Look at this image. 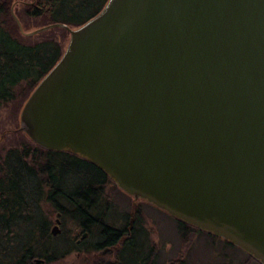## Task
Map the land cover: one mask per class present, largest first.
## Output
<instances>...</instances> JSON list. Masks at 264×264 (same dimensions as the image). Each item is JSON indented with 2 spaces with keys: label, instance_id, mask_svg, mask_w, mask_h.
<instances>
[{
  "label": "water",
  "instance_id": "water-1",
  "mask_svg": "<svg viewBox=\"0 0 264 264\" xmlns=\"http://www.w3.org/2000/svg\"><path fill=\"white\" fill-rule=\"evenodd\" d=\"M54 26L18 130L264 264V0H106L23 33Z\"/></svg>",
  "mask_w": 264,
  "mask_h": 264
},
{
  "label": "trees",
  "instance_id": "trees-1",
  "mask_svg": "<svg viewBox=\"0 0 264 264\" xmlns=\"http://www.w3.org/2000/svg\"><path fill=\"white\" fill-rule=\"evenodd\" d=\"M105 1L0 0V109L10 106L14 113L20 110L34 85L63 50L62 38L53 28L23 34L21 29L25 30L26 23H22V17L33 19L36 24L59 21L77 25L96 13ZM11 134L17 141L0 146V264H37L35 258L49 264L69 252H90L98 248L87 245L86 239L76 243L77 234L68 241L67 236L52 235L50 215L54 211L59 213L61 224L69 215L79 233L109 236L108 232L120 231L112 230L113 226L107 223L109 215L98 217L104 184L116 186L101 170L70 152L41 148L18 128ZM3 139L7 140L6 135ZM96 218L101 222L94 221ZM113 240L111 243L119 244L118 252L123 259L116 256L114 262L100 264H129L125 260L128 255L135 250L139 256L147 244L142 238L137 243ZM151 263L143 255L132 262Z\"/></svg>",
  "mask_w": 264,
  "mask_h": 264
},
{
  "label": "rangeland",
  "instance_id": "rangeland-1",
  "mask_svg": "<svg viewBox=\"0 0 264 264\" xmlns=\"http://www.w3.org/2000/svg\"><path fill=\"white\" fill-rule=\"evenodd\" d=\"M23 22L26 23L24 24L26 31L43 25L39 23L36 24L33 19L30 20L26 17H22V23ZM51 28H53V32L58 37L62 38L64 47L69 36L68 31L65 29V31H63V28L58 26ZM21 30L22 32L25 31L23 29ZM19 112L20 110L14 113L10 106L0 109V146L12 144L17 141V137L12 136L11 132L14 129L16 131L19 126ZM4 135H6L7 140L3 139ZM103 190V195L106 199L109 198L110 203H112L114 207V209L112 208L110 210V215L106 218L107 223L117 228L125 226L129 220L131 198L109 182L104 184ZM136 208H139L141 211L140 217L136 215V220H142L145 231V234L143 233L140 235L139 240L142 238V240L147 243L146 246L144 245L140 250L139 256L147 255L149 252L148 245L152 246L151 243H153V252H155V259H153V262L155 264H259L258 261L251 259L249 255L239 247L204 231H194L185 226L182 227L179 225L176 218L152 205L137 201ZM50 217L52 220V227L55 224L57 212L54 211ZM59 228L61 229L59 234L61 236H67V241L75 234L80 236L79 230L76 229V222L71 220L69 215L65 217L62 224L61 222L59 223ZM96 235L95 233L92 237L88 238L90 244L96 240ZM98 259L99 258L95 257L92 251H73L63 258L49 264H96ZM104 259H113V257L105 256Z\"/></svg>",
  "mask_w": 264,
  "mask_h": 264
},
{
  "label": "flooded vegetation",
  "instance_id": "flooded-vegetation-1",
  "mask_svg": "<svg viewBox=\"0 0 264 264\" xmlns=\"http://www.w3.org/2000/svg\"><path fill=\"white\" fill-rule=\"evenodd\" d=\"M120 191H122V190H120ZM126 195L131 198V210L129 212V220L127 221V224L123 227L117 228V227L113 226L112 230H117V229L119 230L120 229V231H118V233H117V231H112V232L107 233V234H109V236H106V235L104 236V235H101L99 233L96 235V240L92 243V244H94V247H98L97 249L93 250L94 252L92 251V253H94L95 257L99 258L96 264L114 262L116 259V256L122 258V256L118 252L119 244L117 242L115 244L111 243V241L112 242L114 241L113 238L114 239L118 238V240L122 241V242L127 240L130 243V242L140 241L139 240L140 235L143 233L145 234L144 225L142 223V220L141 219L136 220V215L139 217L141 215L140 209L136 208V203H137V201H142L145 203H147V202L140 199V198H133V196H130L128 194H126ZM147 204L151 205L149 203H147ZM112 208L114 209L113 204L110 203V201H109V198L106 199L105 196L103 195L102 200H101V205L97 211L98 214L100 213V216H98V217H101V216L104 217L106 215H110L109 212H111L110 210ZM103 209H104V211H103ZM94 221L101 222V220L99 218H96ZM84 232L87 233L86 236H84L83 238H80L81 234H83ZM84 232L80 233V236L78 238H76V240H75L76 243H79L80 241H83L86 239V244L91 245L88 242V238H90L92 236H89L87 231H84ZM97 236L99 239L97 238ZM108 242L110 243L109 245H107ZM151 244H152V246L151 245L148 246L150 254L148 252L147 255H144V258L147 260H151V262H152L151 264H155L153 262V259H155L154 258L155 252H153L154 251L153 250L154 244L153 243H151ZM132 252H133V254H129L127 257L128 259H125L129 264H132V262H134L135 260H137L140 257V256H137V251L135 252V250H133ZM105 256H111V257H113V259H104ZM171 264H173V263H171Z\"/></svg>",
  "mask_w": 264,
  "mask_h": 264
}]
</instances>
